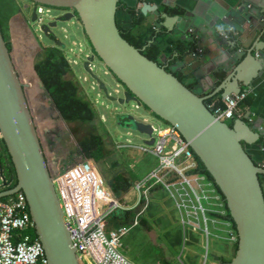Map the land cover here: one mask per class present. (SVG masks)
Listing matches in <instances>:
<instances>
[{"label":"water","instance_id":"obj_1","mask_svg":"<svg viewBox=\"0 0 264 264\" xmlns=\"http://www.w3.org/2000/svg\"><path fill=\"white\" fill-rule=\"evenodd\" d=\"M31 1L74 10L64 14L59 21H80L94 52L84 61V68L100 90L109 100L122 105L135 101L138 106L143 105L153 115L175 127L189 142L224 195L238 237L236 253L230 264H264V166L248 150V146H260L263 130L247 121L250 114L221 121L207 103L209 97L217 94L225 99L254 87L264 77V52H260V48L246 49V56L240 57L239 62L235 60L232 69L227 68L223 81L215 91L203 96L121 35L118 27L121 0ZM191 2L193 0H175L174 4L186 10L185 16H188ZM136 8L146 16L159 11V6H152L148 0ZM159 15L165 18L163 24L172 32L181 14ZM126 16L130 18L127 13ZM38 19V10L34 7L32 22L36 23ZM44 32L47 33V29ZM252 36V33L247 34V38ZM97 58L123 86L122 97L113 96L92 68V62ZM128 115L124 117V123L148 135L150 139L145 140V144L153 145V125L146 122L147 119L142 122ZM0 135L17 177L14 187L0 191V201L18 192L24 193L48 263L81 264L64 222L50 165L24 85L1 28Z\"/></svg>","mask_w":264,"mask_h":264},{"label":"crops","instance_id":"obj_2","mask_svg":"<svg viewBox=\"0 0 264 264\" xmlns=\"http://www.w3.org/2000/svg\"><path fill=\"white\" fill-rule=\"evenodd\" d=\"M121 1L127 8H136L145 0ZM174 1L148 0L152 6L157 4L159 11L145 15V24L141 27L153 25L161 17L159 14L168 13L170 16L178 14L170 13V9L179 10L181 15L175 24L172 36L185 41L199 38L200 46L195 53L187 54L183 61L174 66V69L181 70L188 82L195 83V89L201 95L209 96L215 91L223 81L227 68L232 69L235 60L239 62L246 56V49L260 48L259 51L264 52V0H193L188 16H185L186 10L179 9ZM162 19L164 22L165 18ZM248 33L253 34L251 39L247 38ZM221 75L224 76L222 80ZM246 91H249L247 97L249 104L245 106L240 104L237 114L240 117L250 114L247 121L263 130L264 134V77ZM215 97L223 101L221 94L209 97L208 100ZM214 102L212 100L209 104ZM259 144V147L248 146V150L253 158L264 166V142L259 140ZM4 147V141L0 135V179L3 176L1 165L4 164L5 168L9 165ZM155 165L156 159L153 166ZM215 189L216 191L207 193L211 197L208 201L203 200L204 206L208 208L207 233L203 229L196 230L184 225L179 211L170 212L169 206L165 205L162 199H155L157 193L163 191L162 188L152 189L150 196L155 201L153 200L152 205L145 210H143V202H140L139 194L132 188L129 193L119 198L121 202L127 200L126 203L129 206L124 205L125 209L114 213L123 226L136 227L125 246L120 241L121 250L128 255L133 254V259L132 256L129 257L137 264H162L165 260L171 264H178L177 260L180 264H230L237 249L236 227L228 217L227 206L221 193L217 188ZM1 190H3L2 187H0ZM129 195L133 197L128 200ZM166 208L169 214L171 213V218L168 221L160 220V215L165 217ZM130 209H134L136 214L133 218L129 217ZM127 213H129L128 216ZM201 223L202 228H205L202 219ZM162 226L163 234L160 229ZM159 239L166 243V248H170V253L164 249L161 252L155 250L161 247L158 244ZM143 251L144 254H141ZM142 255H144L143 262H141Z\"/></svg>","mask_w":264,"mask_h":264},{"label":"built area","instance_id":"obj_3","mask_svg":"<svg viewBox=\"0 0 264 264\" xmlns=\"http://www.w3.org/2000/svg\"><path fill=\"white\" fill-rule=\"evenodd\" d=\"M36 7L44 18L45 7ZM248 95L249 91H244L223 99V105L215 102L208 105L221 121L233 120ZM153 137V145L144 144L139 149L152 155L158 163L133 186L143 202V210L150 204V192L159 186L169 193L184 225L208 233V208L203 200L211 198L207 193L216 191V186L206 175L191 173L198 165L196 155L175 127L153 125ZM5 180L4 176L0 179L3 189L7 188ZM53 182L81 264H137L120 248L126 231L108 233L104 228L105 219L125 206L93 159L75 161L57 171ZM33 229L35 223L24 193L18 192L0 201V264H49L42 242L32 239L28 233Z\"/></svg>","mask_w":264,"mask_h":264},{"label":"trees","instance_id":"obj_4","mask_svg":"<svg viewBox=\"0 0 264 264\" xmlns=\"http://www.w3.org/2000/svg\"><path fill=\"white\" fill-rule=\"evenodd\" d=\"M12 6L11 0H0V28L24 85L47 159V149L51 151L54 146H59L61 138L66 135V121L68 125L77 123L91 128L89 134L78 140L79 146L76 145L74 154L79 157V160L76 161L93 159L99 167V163L106 158V148L102 136L92 131L97 115L94 105L83 95L80 83L76 79L66 76V71L71 68L62 54L50 49L45 58L38 60L34 64L36 52L39 50L36 40L29 33L30 31L26 27V19L23 15L20 14L12 19L10 18V13L13 12ZM169 12L179 13V10L170 9ZM126 13L130 18H127ZM145 18V15L140 10L134 7L127 8L122 1L119 2L118 27L121 35L140 49L148 58L158 62L166 70L173 72L190 89H195V83L188 82L184 73L181 70H175L174 66L183 61L187 54L195 53L199 49V38H193L190 41L174 38L172 32L167 31L163 26L161 17L153 25H144V28H142L141 26L145 24ZM128 19H131L132 22L130 23ZM10 31L13 32L15 37L13 41L11 40ZM221 77L222 80L224 76L221 75ZM212 100L218 105H223V101L216 97L209 99L207 103L209 104ZM241 104L243 106L248 105L249 99H245ZM71 130L74 129L71 128ZM260 141L264 142V136H262ZM4 146L9 165L7 168H5L4 164L1 165L2 175L6 178L5 184L7 188H12L17 182V177L5 143ZM196 160L198 165L191 173L206 175L214 183L226 203L224 195L215 184L204 164L197 156ZM73 163L70 161L69 165L64 169ZM50 169L54 177L57 172L51 165ZM138 179L139 177L133 172L130 174L120 172L107 179V182L116 196L120 198L130 192ZM262 181L264 182V176H262ZM156 188L161 187L158 186ZM227 214L229 219L232 220L229 210ZM128 215L129 213H127ZM28 233L32 239L38 238L34 229ZM162 264L171 263L165 260Z\"/></svg>","mask_w":264,"mask_h":264},{"label":"rangeland","instance_id":"obj_5","mask_svg":"<svg viewBox=\"0 0 264 264\" xmlns=\"http://www.w3.org/2000/svg\"><path fill=\"white\" fill-rule=\"evenodd\" d=\"M11 2L13 4V12L10 13V18L12 19L13 17L20 14L23 15L29 26V33L36 40L39 50L36 52L34 64L38 60H41L47 56L49 48H52L57 52L61 51L65 53V56L68 59L67 61L69 67H72L75 79L80 83V88L83 92V95L87 97L94 105L97 115L95 117V123L92 131H95L97 134L101 135L104 140L106 148V158L99 163V169L106 181L107 179H110L112 176L120 172H125L128 174L133 172L138 177H144V175L149 173L150 169L154 167L153 165L155 164V158L152 155H148L147 153H144L139 149V146L144 145L145 140H147L149 136L141 133L133 127L131 128V125L124 123V121L126 120L124 117L130 114L131 116H134L138 121L144 122L145 119H147L146 122L157 127H165L168 124L153 115L143 105L138 106L137 102L135 101H131L128 104L122 105L118 101H111L106 97L104 92L100 90L96 81L84 68L83 61L92 54L93 50L78 19H71L69 21L60 22L59 25L54 29L55 35L59 38L60 41L65 44L64 47H60L59 44H55L50 39H48V37L40 30L39 25H41V23H35L33 25L30 23L31 11L25 9V3H28V0H11ZM59 12L60 9L47 12L45 7V12L43 14L44 21L49 22V20H51L53 16L59 14ZM10 32L11 40L13 41L15 37L13 32ZM92 68L95 72H98L99 76L104 80L109 92L113 96L120 98L124 95L123 86L120 85L115 76L109 72V69L100 62V59L97 58L94 62H92ZM65 125L67 132L65 135L66 144L54 146L51 151L47 149L48 160L51 167L56 172L68 166V161H72L73 159L75 161L79 160V157L76 156L74 154V151L71 150L74 149L76 145L79 146L78 140L80 138L86 136L91 132V128H89L88 126L86 127L85 125H79L77 123L68 125L66 121ZM71 128H73L74 130H71ZM131 145L138 147L136 148ZM156 163L158 162L156 161ZM162 190L163 191H161L160 193L158 192L156 197L154 198L162 199L165 205L169 206L170 212H173L175 210L178 212V209L172 202L173 200L170 198L169 193L164 188H162ZM160 195L162 198L160 197ZM165 196L166 198L164 199ZM132 197L133 195H129L128 200ZM154 198H151V196H149L150 206L152 205L151 203L153 202ZM126 201L127 200L122 202L123 205L128 204L126 203ZM133 210L134 209H130L129 211L131 212L129 216L130 218H133L136 215ZM165 210V212L162 210L165 217L163 218V215H160V220L164 219L168 221L171 218V213L169 214L167 208ZM104 228L108 233H114L116 231L122 232L127 230L120 240L122 242V245L124 246L125 244H127L130 235L133 234V232L136 230V227L134 228L133 225L130 227H128L127 225L123 226V224L120 223L119 218L116 217L115 214L109 215L105 219ZM160 229L163 234V226ZM158 244L162 249L155 248L156 251L161 252L164 249V251L168 250L170 253V248H166V243H163L161 239H159ZM133 252L137 253L135 251ZM125 254L128 257L132 256V259L134 258L133 254L129 253L128 255L127 252ZM141 254H144V251ZM142 259L143 260L141 262L144 261V255H142ZM176 262L180 264L178 260Z\"/></svg>","mask_w":264,"mask_h":264},{"label":"flooded vegetation","instance_id":"obj_6","mask_svg":"<svg viewBox=\"0 0 264 264\" xmlns=\"http://www.w3.org/2000/svg\"><path fill=\"white\" fill-rule=\"evenodd\" d=\"M39 5H41V4H37V3H35V2H33V1H31V0H28V3H25V9L28 10V11H31L32 6L36 7V6H39ZM27 6H28V8H27ZM42 6H43V7H46V11H47V12H51V11H53V10L60 9L59 14L53 16V17L51 18V20H49V22H45V21H44V18H41L40 15H39V19H38L39 21L36 22V23H41V25H39V28H40V30H41V31H42V32L48 37V39H50V40H51L53 43H55V44H59L60 47H64L65 44H64L62 41H60L59 38L55 35V33H54V29L59 25V23H60V21H59L60 17H62V16H63L64 14H66L67 12H74V10H72V9H66V8H54V7H49V6H45V5H42ZM30 23H31L32 25L35 24V23L32 22V11H31V19H30ZM26 27H27V29L30 31L27 22H26ZM46 29H47V33L44 32ZM60 47H59V48H60ZM50 49H52V48H49L48 51H49ZM92 50H93V49H92ZM59 53L62 54V55L65 57L66 60H68L67 57L65 56V53H63V52H61V51H60ZM92 54H94V52H92ZM92 54H91V55H92ZM88 57H89V56H88ZM88 57H87V58H88ZM87 58H86V59H87ZM86 59H85V60H86ZM85 60H84V61H85ZM84 61H83V63H84ZM91 66H92V65H91ZM66 76L75 79V75H74V73H73V69H72V67H71V69H70L69 71H66ZM102 138H103V137H102ZM60 144H66L65 136H63V137L61 138L59 145H60ZM74 150H75V148L72 149L71 151H74ZM74 161H75V160L73 159L72 162H74ZM69 162H70V161H68V163H69Z\"/></svg>","mask_w":264,"mask_h":264}]
</instances>
